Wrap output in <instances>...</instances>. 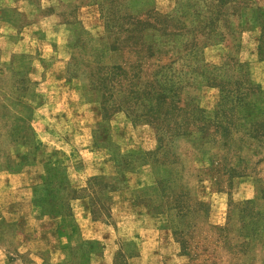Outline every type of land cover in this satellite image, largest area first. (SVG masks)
Instances as JSON below:
<instances>
[{
    "label": "rangeland",
    "instance_id": "1",
    "mask_svg": "<svg viewBox=\"0 0 264 264\" xmlns=\"http://www.w3.org/2000/svg\"><path fill=\"white\" fill-rule=\"evenodd\" d=\"M77 1L97 4L100 11L98 28L89 21L81 23L75 10L69 17H60L73 30L67 79L80 90L83 101L95 100L101 118L95 126L96 143L112 145L103 140L108 120L122 114L114 120L129 126L138 157L144 164L157 162V179L164 181L174 174L177 191L188 197L195 210L182 215L187 227L174 228L171 213L154 200L157 179L152 189L141 191L140 200L164 219L155 264H264V88L255 72L257 62L264 60V0ZM10 2L0 0V18L23 20L6 9ZM1 34L0 172H16L34 163L40 149L32 109L42 99L29 75L28 56L10 52ZM187 55L195 69L182 66ZM239 62L247 67L241 72ZM191 70L216 81L229 80L225 86L230 91L239 83V94L246 91L242 106L218 107L219 87L202 81L194 86L184 82L178 95L158 108L145 95L147 91L161 94L157 82L165 77L192 78ZM246 81L251 82L248 90ZM192 105L203 113L210 134L197 129L190 136L169 137L168 128L202 125H193L197 119L191 115ZM151 106L154 113L146 115ZM217 126L229 127L232 134L212 133ZM157 127H162L163 137ZM157 145L161 150L155 153ZM45 187L31 191L41 213H68L63 201V209H56V196ZM3 216L0 212V244L9 247L14 226ZM124 245L126 253L117 256L115 263L138 264L133 243L125 240Z\"/></svg>",
    "mask_w": 264,
    "mask_h": 264
},
{
    "label": "crops",
    "instance_id": "2",
    "mask_svg": "<svg viewBox=\"0 0 264 264\" xmlns=\"http://www.w3.org/2000/svg\"><path fill=\"white\" fill-rule=\"evenodd\" d=\"M9 4L6 9L23 20L0 18L1 37L10 52L28 56L29 75L42 100L32 109L40 142L35 162L0 172V212L14 226L11 245L0 244V264H115L126 253L125 240L135 246L138 264H155L164 219L140 200L141 191L156 183L155 168L138 157L129 126L114 120L120 113L108 120L103 137L112 145L96 143L101 118L95 100L83 101L66 76L73 30L66 20L60 22L61 14L69 17L75 10L81 23L98 28V5L77 0ZM255 72L264 88V60ZM43 185L56 196V209H63V201L68 213H41L31 191Z\"/></svg>",
    "mask_w": 264,
    "mask_h": 264
},
{
    "label": "trees",
    "instance_id": "3",
    "mask_svg": "<svg viewBox=\"0 0 264 264\" xmlns=\"http://www.w3.org/2000/svg\"><path fill=\"white\" fill-rule=\"evenodd\" d=\"M185 53L187 52L186 47L184 48ZM183 67H187V68H192L195 69L196 66H193L191 64V62H189V57L188 55L185 57V63H182ZM238 68H239V72H241L242 70L246 69V64L243 62H239L237 64ZM113 69L115 70H119L120 67L119 66H113ZM191 73L193 75L192 78L183 81V79H179L177 81L172 80L171 78H164L162 79V81H158L157 85L160 89V92H162L161 94H158L156 96H153L151 94L150 91L145 92V95L148 97L149 101H151L152 99L155 100V102L157 103V108L160 106V104L162 102H164L165 99H168L169 97H173V96H177L178 95V91L183 87V83L185 82L186 84H189L191 86H194L196 84V82L198 81H202L205 83H210L211 85H217L219 87V101L217 103V106H224V105H229L230 107L236 108L239 106H242L243 100L245 99V95H246V91H242L241 94H239V83L236 82V86L234 87L233 90H228L226 89V84L229 83V80H219L216 81L213 77H207L204 73H199L196 70H191ZM93 82H95L93 80ZM251 84L248 83L247 81L245 82V88L246 90H248V86ZM146 88V87H144ZM95 91H99L96 89H100V88H92ZM232 91H235V94H232ZM234 98V99H233ZM178 101V99H177ZM154 109L153 106H151V109H149V113L148 114H153L154 111L152 110ZM166 110H173L172 109H166ZM191 110H192V114H194V117L197 119V122H195L193 125L195 124H202L201 126L198 127H192L190 128V126H188L186 124V126H179V127H173V128H168L166 129L167 133L169 132V137L176 135H186V136H190L188 134H191L193 132L197 133V129L199 132H203L204 135H207L209 133V131L207 130V127H204L203 125V120H204V116L203 113L200 111V109L198 107H196L195 105L191 106ZM159 134V136H162V127H157L155 128ZM223 132V136H227L229 133L232 134V132L230 131L229 127H221V126H217L213 128V132L212 133H218V132ZM180 132V133H179ZM211 133V134H212ZM210 134V133H209ZM163 137V136H162ZM161 139L162 138H158V143L161 145ZM160 145H157L155 153H158V151H160ZM166 153L162 152L161 156L164 157V160L166 161L167 159L165 158ZM157 162H153V167L154 164H156ZM152 165V164H151ZM158 165V164H157ZM155 168V167H154ZM172 169V168H171ZM170 176V172H169V168L167 171V178ZM176 176L174 174H172V177L169 179H165L163 181V179L161 180V178L157 179V186L159 187V190H156L153 195V197L155 198L154 200H156V204L157 207H160L161 205H163L165 207V210L169 211L171 213L172 219L171 222L173 223V227H187L188 226V222L186 220L183 219L184 214H186L187 212L190 213H195V210L192 209V207H190V201H188V197H185L184 195H181V192H179V190L177 191V188H179V186L176 184L175 182ZM153 187H150L148 189H144L146 191L152 189ZM179 192V193H177ZM143 195V194H142ZM150 196V195H149ZM143 197V196H142ZM190 209V210H189ZM196 219V217H195ZM116 264V263H115Z\"/></svg>",
    "mask_w": 264,
    "mask_h": 264
}]
</instances>
